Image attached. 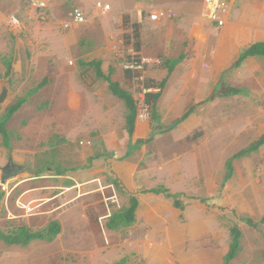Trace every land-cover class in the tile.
Here are the masks:
<instances>
[{
  "label": "crops",
  "instance_id": "1",
  "mask_svg": "<svg viewBox=\"0 0 264 264\" xmlns=\"http://www.w3.org/2000/svg\"><path fill=\"white\" fill-rule=\"evenodd\" d=\"M41 1L44 6L36 8L28 0H0V94L4 85L9 88L0 117L23 100L7 124L8 147L0 135V170L10 161L23 168L7 181L13 192L8 197L4 192L0 210L16 218L9 203L19 187L24 191L18 198L36 205L26 213L16 200L24 216L53 217L73 203L78 210L85 205L78 202L83 194L70 197L79 180L107 178L105 189L113 185L116 193L118 187L126 194L123 208L137 201L135 220L112 227L110 217L102 236L91 237L90 247L84 240L79 252L92 255L93 264H193L186 251L191 241L213 232L221 237L218 217L202 206L203 199L208 206L225 197L238 200L225 192L234 174L226 180V145H249L261 137L264 126L244 121L247 113L264 112V54L239 63L246 49L264 43V0H225L230 10L223 15V25L203 16L204 0ZM76 8L88 21L64 27ZM158 10L176 16L152 20L150 14ZM141 61L142 71L126 67ZM167 61L176 63L172 72ZM94 62L102 64L104 77L97 76ZM127 69L141 74L130 79ZM142 74L145 79L137 81ZM106 76L136 101L137 94L144 98L164 85L158 118H144L138 108L129 133L126 102L110 90ZM148 83L154 87L147 88ZM231 89L235 94H229ZM188 111L187 118L176 123ZM226 113L235 117L232 136ZM50 189L63 190L50 201L43 199L40 194ZM225 208L223 204L221 210ZM80 216L71 222L74 229L87 218L85 213ZM54 221L61 225L59 236L66 231L61 214L49 224ZM230 237L232 241V233ZM132 252L147 262H133ZM203 264H213L212 258Z\"/></svg>",
  "mask_w": 264,
  "mask_h": 264
},
{
  "label": "rangeland",
  "instance_id": "2",
  "mask_svg": "<svg viewBox=\"0 0 264 264\" xmlns=\"http://www.w3.org/2000/svg\"><path fill=\"white\" fill-rule=\"evenodd\" d=\"M137 102L140 114L143 116L142 109L140 108L141 97L139 94H137ZM247 114L250 117L246 116L244 121L249 125H251L253 121H257L258 124L260 122L264 123V112H250ZM257 116L259 117L257 118ZM143 117L150 118L149 115ZM226 117L228 122V133L231 135L234 131V126L236 125L234 124L235 117H233L232 113H226ZM71 120L76 121L75 116H73ZM260 130L262 131V137L264 136V126L261 127ZM230 135L227 134L226 137L229 140L231 139ZM88 143L91 144L92 142L89 141ZM249 145L247 141L243 143L227 144L228 159H230L233 154L247 148ZM234 164V174L228 181L225 192L229 193L230 196L235 195L238 200L236 203H233L230 202V198L225 197V201L216 199L213 200V203L210 206H208L206 199H203L202 206L207 208L209 213L212 211V213L218 217L219 225H216V227L218 232H220L221 237L215 236L213 232L205 236H197L195 240L191 241L186 251L192 256L191 261L193 264H203L204 261L209 260L210 257L212 258L213 264H224L223 257L228 251L231 242L230 229L235 225H238L241 228L243 236L241 250L232 264H264V223L255 229L249 225L242 224L240 221L243 217H249L256 222H260L264 216V209L262 208L264 204V145L254 153L237 158ZM2 171L4 175V169H2ZM108 180L107 178H104L100 181L99 178L91 176L79 180L78 184H75L80 186L73 190L70 198H73V195L75 198V196H78L81 193L83 195L78 202L81 203L83 201L85 205H82L77 210L73 203L69 206V210H65L67 211L66 214L62 213L64 211V208H62L60 212H56L53 217H44L42 216L44 214H34V216L31 217L24 216V212L16 207V200L24 191L22 187H19L14 192L9 203L10 209L14 212L16 218L10 219L5 209L0 210L1 228L8 230L16 225H26L33 231H40L46 228L52 219L59 217L61 214V218L66 226V231L55 238L47 237L44 239H37L25 246H11L0 241V264H93L92 255L86 252H79L82 244L86 241L89 244H87L86 247H90L91 237L102 236V233H104L103 230L106 228L111 215L116 211H120L127 200L126 194H122L118 187H116V190L119 202H113L109 199L114 194V191L112 188H110L111 192L109 189H105L107 184H109ZM48 181L53 183V185L58 183L56 179H48ZM59 181H61L60 178ZM59 183L60 184L57 186L60 187L62 182ZM62 190L63 189H50L40 195L43 199L50 201V197L56 194V191ZM46 193L49 195L43 197L42 195ZM195 193L199 195L198 192ZM44 202V200L38 202L37 206ZM50 203H52V207L54 202ZM223 204L224 207H226L224 211L221 210ZM42 209L43 208H41V210ZM76 210L80 211V215L85 213L87 218H85V221L80 222L81 224H79L78 228L76 227L74 229L71 222L80 216ZM87 219H89V222ZM213 231L215 230L213 229ZM103 240V243L105 244L106 240ZM175 254L178 255L177 252H175ZM130 256L132 257L133 262H147L142 258L140 259L139 256L137 257L133 252ZM107 261L109 262V259H107ZM111 261L113 262L114 258H112ZM175 264L180 263L177 262Z\"/></svg>",
  "mask_w": 264,
  "mask_h": 264
},
{
  "label": "trees",
  "instance_id": "3",
  "mask_svg": "<svg viewBox=\"0 0 264 264\" xmlns=\"http://www.w3.org/2000/svg\"><path fill=\"white\" fill-rule=\"evenodd\" d=\"M135 42L137 43V48L139 47L140 42V36L139 33L136 31L135 35ZM256 53H263L264 54V43H259L256 45H253L252 47L246 49L243 54L241 55V58L239 60V63H241L247 56L256 54ZM167 61V65L170 68V72L173 71V68L175 66V61ZM102 64L99 62L92 63V66L94 67L97 76L98 77H104V73L102 70ZM171 65V66H170ZM126 76L130 79H133L135 77H138L141 73L140 71H134L132 69L126 70ZM106 80H108L109 88L110 90L120 98H122L127 105L128 108V115H127V129L129 133H133L135 128V122L138 116V106L137 101L134 98L133 94H131L128 90L123 89L119 83L112 80L111 76H106ZM43 85V84H42ZM147 88L154 87V84L148 83ZM164 85L161 87L160 92H151L148 91L145 93V101L147 104L150 105V115L151 118L156 120L158 118V103L163 93ZM236 90L231 89L229 90V94H235ZM23 104V100L18 101L17 103L10 105L5 114L0 117V135L3 138V142L5 146H9L10 144V133L7 128V124L11 117L20 109V107ZM191 113V111L186 112L180 119L176 121L178 123L181 120H184L187 118V116ZM264 145V136H262L259 140L253 142L251 145H249L247 148L239 151L236 153L231 159L228 160L227 163V179L231 177L234 171V165L233 162L235 159L243 157L247 154L253 153L260 149ZM4 196V191L0 189V206L1 202ZM177 206H181L179 201L175 202ZM137 208V201L133 199L132 205L130 207H124L117 213L113 214L110 219V226L112 227H121V226H127L134 222L135 220V211ZM241 222L248 224L254 228H258L261 223H264V217L262 220L257 223L254 220L250 218H242ZM61 232V225L59 222L54 221L51 222L48 227L44 230L40 231H33L30 227L26 225H16L14 227L9 228L8 230H5L0 227V241H3L7 245H21L25 246L30 244L33 240L37 239H44L47 237H54L58 235ZM232 233V241L229 246V250L227 254L224 257V264H230L232 260L237 258L239 251L241 250V238H242V231L241 229L236 225L231 230ZM264 242V239H263ZM264 256V251H263ZM115 264H125V261L122 260L120 262H117Z\"/></svg>",
  "mask_w": 264,
  "mask_h": 264
},
{
  "label": "built area",
  "instance_id": "4",
  "mask_svg": "<svg viewBox=\"0 0 264 264\" xmlns=\"http://www.w3.org/2000/svg\"><path fill=\"white\" fill-rule=\"evenodd\" d=\"M3 1H8V0H3ZM28 1L31 3V5H33L36 8H42L44 6L41 0H28ZM204 2H205V6L203 9V16L208 20L217 22L219 25H223L224 24L223 15L227 14L230 10L229 3L225 0H204ZM99 6H101V4H99ZM103 7L105 9H108L110 6L104 5ZM175 16L176 13L171 10H158L150 14V18L155 21L163 18H174ZM87 21H88V17L86 16V14L79 8H76L74 10L73 20L71 22L65 23L64 27L69 28L72 23L82 24V23H86ZM144 64L145 63L141 61L140 63H136V64L129 63L126 65V67L136 68L142 71L144 69ZM144 79L145 77L142 74L141 77L137 78V81H142ZM144 92H146V90H144ZM140 108L142 109L143 116H148V115L150 116V105L146 103L145 97L141 98ZM2 177H3V171L0 170V188L2 189V191L6 193L8 197L12 194L13 189H10L7 183L2 182ZM108 187H112L114 191V194L109 199H111L113 202H119L118 195L114 189V186L108 185ZM17 204L20 208L25 209L26 213H31L36 208V205L27 204L24 202L22 198L17 199ZM8 215L10 216V218H15L10 213H8Z\"/></svg>",
  "mask_w": 264,
  "mask_h": 264
},
{
  "label": "water",
  "instance_id": "5",
  "mask_svg": "<svg viewBox=\"0 0 264 264\" xmlns=\"http://www.w3.org/2000/svg\"><path fill=\"white\" fill-rule=\"evenodd\" d=\"M8 93H9V88L7 87V85H4L2 92L0 94V103H4V101L7 99ZM22 170L23 168L20 165H17L13 163V161H10L4 168V175L2 177V182L7 183V181L10 180L11 178H16Z\"/></svg>",
  "mask_w": 264,
  "mask_h": 264
}]
</instances>
